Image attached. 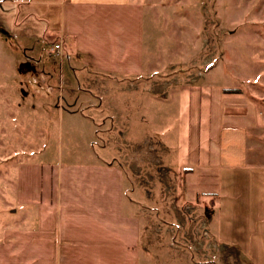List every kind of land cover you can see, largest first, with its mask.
<instances>
[{
	"label": "crops",
	"instance_id": "1",
	"mask_svg": "<svg viewBox=\"0 0 264 264\" xmlns=\"http://www.w3.org/2000/svg\"><path fill=\"white\" fill-rule=\"evenodd\" d=\"M146 9L142 0H0V26L43 79L52 72L39 69L38 52L61 43L57 81L74 96L85 92L74 89L73 81L92 86L95 73L123 78L149 67L158 71L157 62H147ZM205 85V94L182 88L188 140L176 220H158L157 232L148 233L140 197L128 196L129 190L142 194V187L129 189L124 163L106 160L99 166L121 173L118 220L110 216V186L64 185L62 172L41 164L38 183H31L30 174L19 179L11 209L19 222L0 227V264H162L171 256L181 264H222L224 252L236 264H264V164L250 157L263 130V106L256 101L261 96ZM149 153L150 165L160 164L152 147ZM173 164L165 168L174 170Z\"/></svg>",
	"mask_w": 264,
	"mask_h": 264
},
{
	"label": "rangeland",
	"instance_id": "2",
	"mask_svg": "<svg viewBox=\"0 0 264 264\" xmlns=\"http://www.w3.org/2000/svg\"><path fill=\"white\" fill-rule=\"evenodd\" d=\"M142 1L147 8V62H157L158 71L149 67L140 76L123 78L95 73L92 86L73 81L74 89L85 92L74 96L60 88L61 62L55 52H38L43 60L39 69L48 66L52 72V78L43 79L17 48L18 41L0 26V227L19 222L11 211L19 179L23 182L30 174L31 183H38L41 164L47 171L54 165L62 172L64 185L110 186V216L118 220L121 173L99 167L108 160L124 163L129 189L142 187V194L128 189V196L140 197L144 227L156 233L158 220H176L173 207L183 205L188 140L184 89L205 94V84L238 87L241 95H260L253 99L264 112V0ZM172 78L175 85L167 84ZM262 126L250 150L251 159L260 164L264 122ZM151 147L160 164L150 165ZM138 148L142 151L137 153ZM175 162L179 169L177 164L174 170L165 168ZM50 179L46 174L45 183ZM162 234L169 240L167 229ZM224 253L222 264H236ZM168 259L162 264H181L177 257Z\"/></svg>",
	"mask_w": 264,
	"mask_h": 264
},
{
	"label": "built area",
	"instance_id": "3",
	"mask_svg": "<svg viewBox=\"0 0 264 264\" xmlns=\"http://www.w3.org/2000/svg\"><path fill=\"white\" fill-rule=\"evenodd\" d=\"M56 55H60L62 52V45L61 43H55L51 48Z\"/></svg>",
	"mask_w": 264,
	"mask_h": 264
},
{
	"label": "trees",
	"instance_id": "4",
	"mask_svg": "<svg viewBox=\"0 0 264 264\" xmlns=\"http://www.w3.org/2000/svg\"><path fill=\"white\" fill-rule=\"evenodd\" d=\"M233 91V92H236L237 90H235V89H228V90H225V91Z\"/></svg>",
	"mask_w": 264,
	"mask_h": 264
}]
</instances>
